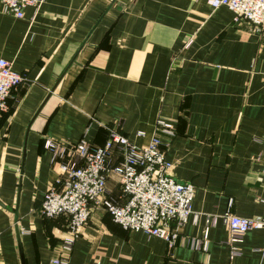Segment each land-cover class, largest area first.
<instances>
[{
	"label": "crops",
	"instance_id": "obj_1",
	"mask_svg": "<svg viewBox=\"0 0 264 264\" xmlns=\"http://www.w3.org/2000/svg\"><path fill=\"white\" fill-rule=\"evenodd\" d=\"M37 1L21 19L0 4V59L28 80L0 114V264L61 255L65 220L39 213L58 175L44 143L99 147L111 131L137 147L159 138L170 176L194 187L192 215L169 251L93 206L68 264H264V226L230 258L221 220L264 219V30L205 0ZM104 197L123 203L113 173Z\"/></svg>",
	"mask_w": 264,
	"mask_h": 264
},
{
	"label": "built area",
	"instance_id": "obj_2",
	"mask_svg": "<svg viewBox=\"0 0 264 264\" xmlns=\"http://www.w3.org/2000/svg\"><path fill=\"white\" fill-rule=\"evenodd\" d=\"M199 1V0H195ZM212 9L227 8L234 22L246 21L264 30V0H205ZM3 14L23 18L28 7H39L37 0H0ZM28 80L14 72L11 65L0 59V114L9 111L11 94ZM157 130L172 136L171 125L157 122ZM157 136L143 147H137L126 137L113 131L106 142L91 147L83 140L75 144L46 141L44 148L50 153L58 175L45 192L39 209L42 218L65 220V234L61 238V255L53 264H68L74 242L81 236L93 206L103 209L112 221L125 231L142 232L167 244L172 251L179 239L180 230L191 212L194 187L190 183L176 182L169 174L170 164L165 161ZM116 151L120 157L117 166L109 161ZM119 177L122 204L104 197L107 174ZM264 173V168H263ZM198 216H194L196 221ZM217 218L207 216L206 234ZM229 233L227 246L230 258L238 254L236 244L246 233L264 226V219H243L229 211L221 216ZM206 238L188 240L192 251L206 250Z\"/></svg>",
	"mask_w": 264,
	"mask_h": 264
},
{
	"label": "water",
	"instance_id": "obj_3",
	"mask_svg": "<svg viewBox=\"0 0 264 264\" xmlns=\"http://www.w3.org/2000/svg\"><path fill=\"white\" fill-rule=\"evenodd\" d=\"M20 257H21V254H20ZM21 264H22V257H21Z\"/></svg>",
	"mask_w": 264,
	"mask_h": 264
}]
</instances>
